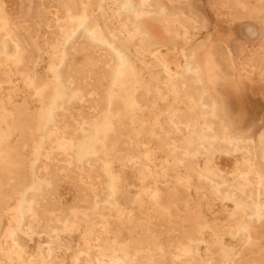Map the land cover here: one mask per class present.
Here are the masks:
<instances>
[{
	"label": "rangeland",
	"instance_id": "374dc122",
	"mask_svg": "<svg viewBox=\"0 0 264 264\" xmlns=\"http://www.w3.org/2000/svg\"><path fill=\"white\" fill-rule=\"evenodd\" d=\"M262 2L0 0V264H264Z\"/></svg>",
	"mask_w": 264,
	"mask_h": 264
},
{
	"label": "bare ground",
	"instance_id": "6f19581e",
	"mask_svg": "<svg viewBox=\"0 0 264 264\" xmlns=\"http://www.w3.org/2000/svg\"><path fill=\"white\" fill-rule=\"evenodd\" d=\"M263 3V5H264V2H262ZM127 5H126V10L127 11H129V12H131V11H134L133 10V3H131V2H127L126 3ZM135 13H136V11H134ZM140 12H142L143 13V11L141 10V11H139V13ZM149 13H150V11H149ZM159 15L161 16V15H163V10L162 9H157V10H152V16L155 18V17H159ZM138 18V17H137ZM82 28H87L85 25L84 26H82ZM135 29H136V31H138V32H141V33H143V28H142V26L141 25H136V27H135ZM242 32L244 33V34H254V31L251 29V26L249 25V24H247V23H245V24H243V27H242ZM149 36H151L150 34H149ZM150 38H152V37H150ZM155 39V38H154ZM154 39H153V41L152 42H155L154 41ZM151 40V39H150ZM146 43V42H145ZM153 45V44H152ZM203 43L201 42L197 47H196V49H194V50H192L191 51V54H190V56H189V58H188V61L186 62V68L188 69V70H192L193 72H194V74L195 75H197V76H200L201 75V72H202V64H201V62H200V60H199V50L203 47ZM208 67V66H207ZM115 71V72H114ZM114 74H115V80H116V74L118 73V72H120L121 71V69H118L117 68V70H115L114 69ZM203 90H204V95H203V102H204V109H203V113H204V115H212V114H216L217 112H218V110L220 109V104H221V102L217 99V95L219 94V91L217 90L216 92H215V94H211V92H210V90H209V88H208V86L207 85H203ZM8 96H9V94H8ZM23 101H24V99H23ZM19 104V103H18ZM22 106V105H21ZM22 107H24V106H22ZM25 107H28V106H25ZM20 116V115H19ZM22 119V118H21ZM97 124V123H96ZM99 126V125H98ZM97 125L96 126H94V125H92V126H90L89 128H87V129H83V138H87V137H89L91 134H93L94 132H95V135H96V137H99L101 134H102V128L100 129L99 127H98ZM261 140V142H263L262 141V137L260 138ZM75 144H78V145H81L82 144V140H79L77 143H75ZM68 147H69V145H68ZM0 149H1V146H0ZM36 174V173H35ZM28 179V178H27ZM18 180V179H17ZM20 182V181H19ZM25 182V181H24ZM75 185V184H74ZM28 205H29V203H27ZM259 211V210H258ZM259 216H261V214H260V212H259ZM55 237H56V235H55Z\"/></svg>",
	"mask_w": 264,
	"mask_h": 264
}]
</instances>
